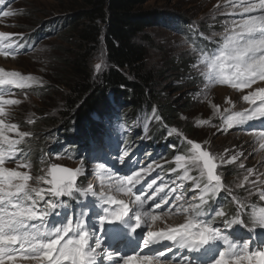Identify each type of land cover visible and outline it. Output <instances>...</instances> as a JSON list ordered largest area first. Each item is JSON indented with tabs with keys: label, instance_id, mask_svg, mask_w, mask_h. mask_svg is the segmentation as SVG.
Returning a JSON list of instances; mask_svg holds the SVG:
<instances>
[{
	"label": "snow or ice",
	"instance_id": "snow-or-ice-1",
	"mask_svg": "<svg viewBox=\"0 0 264 264\" xmlns=\"http://www.w3.org/2000/svg\"><path fill=\"white\" fill-rule=\"evenodd\" d=\"M5 3L6 0H0V5ZM223 10L238 18L232 19L230 23L226 22L223 33L213 32L211 36L204 37L212 39L219 35L220 41H213L217 43L216 49L205 52L193 48V52L200 53L193 69L207 82L206 87L225 85L243 93L258 82H264V0H228ZM2 14L5 17L13 15L11 11H4ZM24 47L23 43L14 42L8 34L0 32V56H15L17 50ZM102 63L94 65L95 72L102 71ZM39 82L32 76L0 70V85L24 89ZM242 99L253 107L234 112L225 108L228 115L223 116L222 131L264 118V87L243 95ZM18 103V100L5 99L0 95V117L7 118L6 105ZM212 107L214 114L222 115L218 106ZM9 132H15L18 139L10 138ZM172 134L181 135L176 128L168 131L169 136ZM30 135L28 131H20L17 124L0 119V264H98L102 254L107 255L113 264H165L161 258L165 257L166 251H172L171 248L151 251V246L162 240L172 241L179 249H186L188 253L198 254L203 250L210 257L216 251V246L222 244L223 250L218 252L216 258H210L208 264H264V247L251 251L250 240H233L226 231L233 225L264 229V207H257L236 196L233 188L224 182L217 163L219 160L222 164H232L243 153H236L225 160L223 156L218 157L202 148L200 143L188 139L189 154L176 155L175 164L183 170L179 179L191 180L192 188L184 189V185L180 184L181 191L173 196V193H177V188L169 187L165 191L168 185L162 183L154 190L159 198H152V205L146 207L147 200L133 192L142 179L140 172L134 171L131 175L117 177L108 185L112 194H99L98 207L103 214H93L89 222L86 208L77 213L68 212L67 215L59 211L69 207L61 200L62 197L76 198L78 193L82 196H96L91 187L77 186V176L81 171L79 168L70 170L52 164L44 175L36 177L28 171L18 170L31 168L26 159L27 153L18 156L23 151L18 146L25 143V138ZM255 135L260 149L264 150V130ZM117 159L124 162L122 156ZM6 163H15L16 168L9 169L5 167ZM190 167L198 170L199 176H190ZM239 167L244 169L242 163ZM108 175L111 176L112 173L109 172ZM253 176L255 179H250ZM33 180L34 184L30 183ZM155 183V180L149 183L148 189H152ZM42 184L50 187H41ZM246 184L249 187H245ZM236 187L244 188L248 196L255 194L260 201H264V173L257 174L252 168L245 169L243 179ZM186 191L193 192L190 199L185 198ZM222 191L232 196L229 201L235 206L232 218H226V213L218 207L212 211L210 219H203L207 213L205 206L208 200ZM117 194L130 198L134 196L132 203L135 210L124 199L117 198ZM172 199L179 203L165 207ZM156 210H159L158 214ZM175 214H183L184 222L165 225L159 231L152 230L153 222ZM53 215L63 218L58 224H51L50 217ZM244 216L248 217L247 221ZM215 217H225L223 230L213 226L212 218ZM133 219L134 224L131 223ZM97 232L102 235L97 236ZM132 234L139 236L142 247L149 249V253L119 255L117 251L109 252L104 244V239L109 236L122 239ZM190 264H201V261L192 257Z\"/></svg>",
	"mask_w": 264,
	"mask_h": 264
},
{
	"label": "rangeland",
	"instance_id": "rangeland-1",
	"mask_svg": "<svg viewBox=\"0 0 264 264\" xmlns=\"http://www.w3.org/2000/svg\"><path fill=\"white\" fill-rule=\"evenodd\" d=\"M227 2L228 0H148L141 7V10L163 12L171 15L172 20L179 19L185 25H191L193 30L200 31L203 39H205V36H211L213 32L223 33L226 22L230 23L232 19L238 18V16H231L224 12V5ZM72 3L73 0H6L5 5H0V32L8 34L14 42H22L28 37L36 40L34 46H29L23 50L18 49L15 56H0V70L18 72L22 76H32L40 81L39 83H32L30 87L24 89L16 88L13 85H0V95H3L5 99L19 101L16 105H6L7 118L0 117V119H5L6 123L17 124L20 131L31 133L29 137L25 138V143L18 146L23 150L18 153V156H23L32 147H40L43 152L45 151L38 165L33 164L27 154L26 159L31 164V168L18 170L28 171L30 175L36 177L44 175L52 164L70 170L79 168L81 171L77 176V183L80 180L77 184L78 187H91L96 196L91 194L82 196L78 193L76 197H82L83 203L75 204L73 209L66 208L59 211L67 215L68 212L77 213L80 209L86 208L89 222L93 214L97 216L103 214L101 208L98 207L100 203L99 194L101 192L106 195L112 194L108 185L113 183L117 177L131 175L134 171L140 172L142 179L140 184L133 189V192L147 200L146 207L152 205V198H159L155 195L154 190L162 183L168 185L165 191H168L169 187L177 188V193H173V196L181 191L180 184L184 185V189L192 188L191 180L181 181L179 179V176L183 175V170L177 168L175 164L176 155L173 157L165 156L167 148L164 144L161 145V149H158L157 146L154 149L145 146L144 134H146L149 123L154 121L153 115L142 114L135 125L124 128L125 132H122L121 135L133 133L135 135L134 141L137 140V143H131L126 148L122 149L121 144H124V141L119 135V138L115 137V139L110 140L108 150H98L101 151L99 156L93 155L95 149L91 147L89 148L92 154L87 153L89 156L81 153L75 155L74 158L49 153L45 155L46 150L52 149L62 139L61 133L65 127L64 123L69 121V119L64 120L60 115L63 113L66 99L69 97V91L61 84L65 81L63 77L66 76V68L62 65V62L68 59L67 51L71 49V46L64 43L60 35L44 36L40 34L41 32L38 29L43 24L46 25L69 15L74 8ZM4 11H11L13 15L5 17L2 14ZM167 24L171 25V23ZM143 35L145 38L141 44L147 52L146 68L156 76L155 91L160 98L159 103L165 104L168 101L171 104L170 106L179 110L178 119L173 122V126L166 129V137L176 138L177 142L186 145L188 149L190 146L187 144V140L191 139L200 143L202 148L209 150L214 155L223 156L225 160L230 159L236 153H243L232 164H222L218 160L219 170L224 177V182L233 188L236 196L246 199L250 204H255L257 207H264V201H260L258 195L248 196L244 188L236 187V184L242 181L245 169L252 168L257 171V174L264 173V150L260 149L258 137L255 135L258 131L264 130V120L250 121L227 131L221 130L223 116L228 115L224 111L225 108L234 112L253 107L243 101L242 97L258 87H264V82H258L251 89H245L243 93L225 85L206 87L207 82L197 70L193 69V64L197 63L199 54L193 52L188 36L184 31L166 25L146 29ZM220 39L221 37L218 35L212 37V39H205V41L214 50L217 43H213V41L219 42ZM137 41L140 40L137 39ZM181 59L191 61L192 65L189 72L193 77H196V81L189 80L191 79L189 73L182 74L183 72H180L178 82H176L177 80L173 78L174 74L172 72L168 73L169 68L166 69L165 66L171 62L175 64L177 60ZM101 61L103 62L102 71L97 73L94 71V65ZM90 68L93 79L98 78L108 68L104 49H100L94 55L90 62ZM158 72H165V76L160 77L157 74ZM44 90L47 92L43 93ZM228 101H231V103H228ZM212 105L218 106L222 115L214 114ZM48 119H51V121H44ZM199 121H208L209 123L200 124ZM47 123L48 126H46ZM171 128H176L181 135L172 134L169 136L168 131ZM104 133L106 132H103L102 135ZM139 133H141L140 138ZM8 135L12 139H18L15 132H9ZM169 151H172V148ZM125 153L127 155H124ZM118 156L123 157V163L117 159ZM241 163L244 165V169L239 167ZM5 167L15 169L16 164L6 163ZM109 172L112 173L111 176L108 175ZM189 175L199 176V171L190 167ZM48 178L51 179V177ZM250 179H255V176L250 177ZM153 180L156 183L153 184L152 189H148L147 185ZM173 181H175V184H173ZM30 183L34 184V180ZM41 187L48 188L50 186L42 184ZM245 187H249V185L246 184ZM140 189L143 190L138 191ZM192 194V191H186L185 198L190 199ZM219 195L232 200V196L223 191ZM67 198L69 197H62L61 200L65 201ZM117 198L124 199L126 203H129V207L133 211L135 210L132 203L134 196L130 198L117 194ZM211 199L213 200V198ZM176 203L179 202L172 199L169 205L165 207ZM103 207L109 206L103 205ZM214 209H217V206L207 207V214L203 219H210V214ZM156 212L158 214L159 210H156ZM131 215L132 212L130 211L129 216ZM62 218V216L53 215L50 217V223L58 224ZM221 218H212V222L214 227H220L223 230V224L218 222ZM184 220L185 216L183 214L170 215L163 218V220L153 222L152 230L159 231L165 228L162 224L177 225L183 223ZM131 223H135L134 219ZM243 229L246 232L241 233L231 229L226 231L233 240H250L251 251L264 247V229L254 226L244 227ZM137 232L140 233V230H137ZM140 234L142 235V233ZM101 235L97 232V236ZM110 238L114 239L110 236L104 239L106 247V241ZM139 245L141 246L135 250V254L140 255L139 251L143 250L149 253L150 250L148 249L142 248L140 250L142 247L140 240ZM167 248H171L172 251H166L165 257L161 258L165 261V264H190V258L192 257L201 261V264H208L210 258H216L218 252L223 250V245L218 244L216 246V251L212 257L203 250L198 254L188 253L186 249H179L172 241L165 240L152 245L151 251L166 250ZM108 250L112 252L117 249L108 248ZM124 254L119 253V255ZM98 264H113V261H110L107 255L102 254L99 257Z\"/></svg>",
	"mask_w": 264,
	"mask_h": 264
},
{
	"label": "trees",
	"instance_id": "trees-1",
	"mask_svg": "<svg viewBox=\"0 0 264 264\" xmlns=\"http://www.w3.org/2000/svg\"><path fill=\"white\" fill-rule=\"evenodd\" d=\"M147 1L73 0L74 8L69 15L43 24L40 26L41 30L37 28L44 36L60 35L64 43L71 46L67 51L68 59L62 62L66 68V76L61 84L69 91V97L60 115L69 121L64 123L65 127L63 125L62 139L52 149L46 150L45 155L49 153L74 158L78 153L92 154L91 147L95 149L93 155L99 156L101 151L98 150H108L110 140L119 138L125 132V127L135 125L142 114L154 117L144 136L145 146L153 149L157 146L161 149L164 144L167 148L165 156L187 155L189 149L186 145L177 142L176 138L166 137V129L178 119L179 110L170 106L168 101L165 104L159 103L160 98L155 91L156 76L146 68L147 52L141 44L145 38L143 34L146 29L167 25L184 31L192 48L211 52L212 47L203 39L200 31L193 30L191 25H185L179 19L174 21L171 15L163 12L141 10ZM35 41L31 37L22 40L25 47L21 50L34 46ZM100 49H104L108 68L93 79L90 62ZM196 53L200 54L199 51ZM191 65L190 60L181 59L175 64L171 62L165 68H169L168 73L174 74L176 82L180 72L189 73V80L196 81V77L189 72ZM157 74L165 76V72ZM48 125L47 123L46 126ZM103 132L106 133L102 135ZM140 136L141 133L139 138ZM134 137L133 133L121 135L120 138L124 141L122 149L131 143H137ZM171 148L172 151H169ZM44 152L40 147H32L27 154L31 162L38 165ZM81 201L82 197H69L65 200L68 208L72 209ZM229 201V198L218 194L213 200L210 198L205 207L217 206L230 219L235 206ZM243 218L248 220L247 216ZM224 219L222 217L218 222L223 224ZM243 228L233 225L230 229L244 233L246 231Z\"/></svg>",
	"mask_w": 264,
	"mask_h": 264
},
{
	"label": "bare ground",
	"instance_id": "bare-ground-1",
	"mask_svg": "<svg viewBox=\"0 0 264 264\" xmlns=\"http://www.w3.org/2000/svg\"><path fill=\"white\" fill-rule=\"evenodd\" d=\"M261 120H264V118H261ZM261 120H259V121H261ZM162 226L165 227V224H162ZM133 241H134V243H135V240H133ZM142 248H143V247H142ZM142 248H141V249H142Z\"/></svg>",
	"mask_w": 264,
	"mask_h": 264
}]
</instances>
